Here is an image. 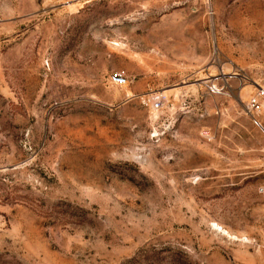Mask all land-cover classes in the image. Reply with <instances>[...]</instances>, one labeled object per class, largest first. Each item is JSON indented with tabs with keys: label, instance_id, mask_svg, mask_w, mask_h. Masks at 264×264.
<instances>
[{
	"label": "rangeland",
	"instance_id": "1",
	"mask_svg": "<svg viewBox=\"0 0 264 264\" xmlns=\"http://www.w3.org/2000/svg\"><path fill=\"white\" fill-rule=\"evenodd\" d=\"M256 88L264 0H0V264H264Z\"/></svg>",
	"mask_w": 264,
	"mask_h": 264
},
{
	"label": "built area",
	"instance_id": "2",
	"mask_svg": "<svg viewBox=\"0 0 264 264\" xmlns=\"http://www.w3.org/2000/svg\"><path fill=\"white\" fill-rule=\"evenodd\" d=\"M85 1V0H76ZM113 85L121 87L125 84V79L120 74H116L111 78ZM140 102L144 107H147L152 112H158L166 104V97L162 92H153L148 95H144L140 98ZM247 111L254 122L261 127L256 121L259 118L264 119V89L256 88V93L247 102ZM256 118V120H255Z\"/></svg>",
	"mask_w": 264,
	"mask_h": 264
}]
</instances>
